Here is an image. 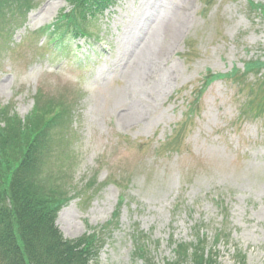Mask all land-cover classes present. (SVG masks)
Masks as SVG:
<instances>
[{"label":"rangeland","instance_id":"374dc122","mask_svg":"<svg viewBox=\"0 0 264 264\" xmlns=\"http://www.w3.org/2000/svg\"><path fill=\"white\" fill-rule=\"evenodd\" d=\"M249 1L264 7L113 0L94 13L93 38L71 37L61 52L40 30L63 23L70 0H26L0 21V108L25 119L39 93L69 106L53 147L63 170H44L64 178L71 196L57 218L63 235L100 232L92 264H144L133 257L135 237L157 264L200 238L218 264H235L238 251L264 264V69L246 73L264 64V15ZM183 6L188 20L159 60L164 23ZM153 68L159 77L147 80ZM235 70L238 79L207 83Z\"/></svg>","mask_w":264,"mask_h":264},{"label":"trees","instance_id":"16d2710c","mask_svg":"<svg viewBox=\"0 0 264 264\" xmlns=\"http://www.w3.org/2000/svg\"><path fill=\"white\" fill-rule=\"evenodd\" d=\"M25 2V3H24ZM73 9L58 22L40 31L41 37L53 40L50 45L66 50L68 39L86 40L94 13H102L113 0H70ZM255 12L264 15V7L249 1ZM28 5L26 0H0V21L8 24V13ZM259 5V6H257ZM88 41V40H87ZM264 69L262 62L248 63V72ZM238 79V70L228 75L208 76L212 79ZM241 82L240 80H237ZM263 88V87H262ZM68 105L62 100L35 97L32 112L22 119L11 106L0 108V264H92L97 263L102 249L100 232L77 239H67L57 226L59 212L71 199L67 185L54 172L44 168L54 163L58 175L63 170L59 155L53 156L56 134L69 123ZM257 108L264 110V101ZM63 164V161L61 162ZM115 219L118 217L115 214ZM112 223H110L111 225ZM109 226V225H108ZM199 237V234H198ZM215 245L221 236L216 235ZM135 237L133 257L144 264H157L147 243ZM208 244L200 238L197 244H178L176 260L166 264H218ZM207 253V254H206ZM190 261V263H189ZM246 257L238 251L235 264H247Z\"/></svg>","mask_w":264,"mask_h":264},{"label":"bare ground","instance_id":"6f19581e","mask_svg":"<svg viewBox=\"0 0 264 264\" xmlns=\"http://www.w3.org/2000/svg\"><path fill=\"white\" fill-rule=\"evenodd\" d=\"M190 2V1H189ZM52 7V6H50ZM188 8H186V6H183L182 8L177 7L176 13L172 16V18H170L167 22L164 23V28H163V32H164V37L165 40L163 39L162 45L160 46L159 49V54L158 57L155 56V58L157 59H165V55L166 53L169 51V46L171 44V41L174 40L175 36L177 35V31L184 26V24L187 22L188 20ZM142 17L145 16L146 12H142ZM141 24L143 25L144 23L141 22L138 26H141ZM134 36V35H132ZM156 59V60H157ZM143 63L147 66V68H151L152 62L151 60H144ZM159 71L155 68H153L152 72L148 75L147 80H152V76L155 75L157 78L159 77ZM149 85V84H148ZM144 91H148L147 88H143ZM142 112L141 110H136L134 113H138V112Z\"/></svg>","mask_w":264,"mask_h":264}]
</instances>
